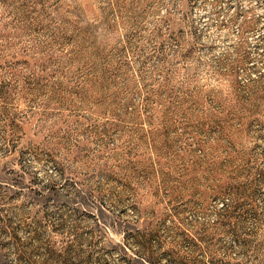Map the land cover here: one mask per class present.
I'll return each mask as SVG.
<instances>
[{
    "label": "rangeland",
    "instance_id": "1",
    "mask_svg": "<svg viewBox=\"0 0 264 264\" xmlns=\"http://www.w3.org/2000/svg\"><path fill=\"white\" fill-rule=\"evenodd\" d=\"M69 244L264 264V0H0V264Z\"/></svg>",
    "mask_w": 264,
    "mask_h": 264
},
{
    "label": "trees",
    "instance_id": "2",
    "mask_svg": "<svg viewBox=\"0 0 264 264\" xmlns=\"http://www.w3.org/2000/svg\"><path fill=\"white\" fill-rule=\"evenodd\" d=\"M236 178L232 177L231 175H226V166L217 164L215 165L209 172L203 173L202 181L208 182L211 181L214 183L213 189H211V193L214 196H220L225 192H229L233 196H237L239 187L237 184L231 183V179ZM237 204L234 206L232 204L225 203L222 208L219 211V224L221 225H232L236 221V216L234 213V209ZM58 232V231H56ZM125 234L122 236L123 241H126L128 235H130L129 232L124 231ZM36 238H38V235H36ZM143 247L144 244H142ZM72 245H66L62 250H55L52 247H48L45 251L46 255L43 257L39 263L40 264H49V263H56V262H62L66 264L70 259L77 258L79 256V253L77 251L72 250ZM138 252V251H137ZM135 253L136 255H139L138 253ZM127 259L134 260L133 257L127 256ZM147 264H150L147 262Z\"/></svg>",
    "mask_w": 264,
    "mask_h": 264
}]
</instances>
